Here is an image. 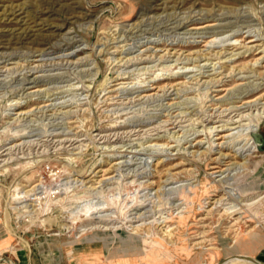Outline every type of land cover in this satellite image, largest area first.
Wrapping results in <instances>:
<instances>
[{
  "label": "rangeland",
  "instance_id": "rangeland-1",
  "mask_svg": "<svg viewBox=\"0 0 264 264\" xmlns=\"http://www.w3.org/2000/svg\"><path fill=\"white\" fill-rule=\"evenodd\" d=\"M0 53V264H69L92 238L142 264L245 260L264 0H0Z\"/></svg>",
  "mask_w": 264,
  "mask_h": 264
},
{
  "label": "crops",
  "instance_id": "crops-1",
  "mask_svg": "<svg viewBox=\"0 0 264 264\" xmlns=\"http://www.w3.org/2000/svg\"><path fill=\"white\" fill-rule=\"evenodd\" d=\"M106 242V240H95L92 238L75 244V246H87V248L82 247V251L80 252L79 250L78 253H75L76 249H73L72 253L70 254L75 253L76 256L74 254V257H72V259L69 261V264H142L138 261L137 256L132 254H113L112 256H109V258H106V253H104L105 251L102 248ZM237 252L238 253L235 255L240 257V259H245V257H247L255 260L257 263L245 259L241 262L239 261L232 264H264V234L258 232L252 234L246 241L243 242V244H241L240 251ZM229 257L231 256L226 257L217 264H227ZM22 264L25 263L22 261ZM30 264H37V262L35 259H32Z\"/></svg>",
  "mask_w": 264,
  "mask_h": 264
},
{
  "label": "bare ground",
  "instance_id": "bare-ground-1",
  "mask_svg": "<svg viewBox=\"0 0 264 264\" xmlns=\"http://www.w3.org/2000/svg\"><path fill=\"white\" fill-rule=\"evenodd\" d=\"M49 10V9H48ZM47 10V11H48ZM54 10V12H55V9H53ZM12 15H15V12H13V13H11ZM54 14V13H53ZM201 28V27H200ZM198 33V32H197ZM25 35V34H24ZM22 36V35H21ZM32 35H30V34H26L24 37H23V40H31L32 39ZM34 40H35V38L34 39H32L31 41H33L34 42ZM37 40V39H36ZM26 43V42H25ZM28 43V42H27ZM42 43V42H41ZM40 43V44H41ZM50 43V42H49ZM38 44V43H37ZM46 45V44H45ZM48 45V44H47ZM1 54V53H0ZM3 54V53H2ZM2 58V57H1ZM115 164V163H114ZM118 164V163H117ZM104 168V167H103ZM214 169H215V171L213 172V173H221V172H223L224 170L223 169H220V167L219 166H214L213 167ZM98 172H103V170L102 169H99L98 170ZM103 175V174H102ZM218 175V174H217ZM110 179V177H102L101 179H100V181L99 182H106V181H108ZM242 205V204H241ZM244 205V204H243ZM234 208V207H233ZM242 208V207H241ZM231 210H233L232 208H230ZM236 209V208H235ZM240 210V209H239ZM238 211V210H237ZM242 211V210H241ZM234 212V211H233ZM239 213H240V211H239ZM92 215H93V213H92ZM56 217V216H55ZM130 217V216H129ZM102 218H104V217H102ZM102 218H98V217H88L87 219V221L89 222L90 220L91 221H94V222H96V223H98V222H100L99 220L101 219L102 220ZM107 219V218H106ZM43 221V220H42ZM68 221V220H67ZM103 221V220H102ZM73 223H76V222H73ZM93 225V224H92ZM97 225V224H96ZM64 226V225H63ZM98 226H100V225H98ZM64 228V227H63ZM93 228V227H92ZM91 228V229H92ZM95 228H98L97 226L95 227ZM94 228V229H95ZM106 230H108V228L106 229ZM255 237V236H254ZM1 260V259H0ZM255 263V262H254Z\"/></svg>",
  "mask_w": 264,
  "mask_h": 264
},
{
  "label": "water",
  "instance_id": "water-1",
  "mask_svg": "<svg viewBox=\"0 0 264 264\" xmlns=\"http://www.w3.org/2000/svg\"><path fill=\"white\" fill-rule=\"evenodd\" d=\"M253 136L255 138V140L260 143V146H259V150L261 151H264V139L262 138L261 134L259 133H253ZM245 259H248L250 261H253V262H256L255 260L251 259V258H247L245 257ZM257 263V262H256Z\"/></svg>",
  "mask_w": 264,
  "mask_h": 264
}]
</instances>
